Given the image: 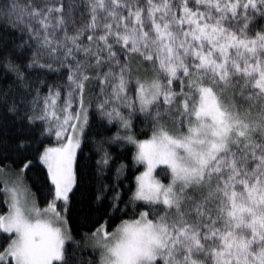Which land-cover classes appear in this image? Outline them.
<instances>
[{
  "label": "snow or ice",
  "instance_id": "obj_1",
  "mask_svg": "<svg viewBox=\"0 0 264 264\" xmlns=\"http://www.w3.org/2000/svg\"><path fill=\"white\" fill-rule=\"evenodd\" d=\"M0 194V264H264V0L0 2Z\"/></svg>",
  "mask_w": 264,
  "mask_h": 264
},
{
  "label": "trees",
  "instance_id": "obj_2",
  "mask_svg": "<svg viewBox=\"0 0 264 264\" xmlns=\"http://www.w3.org/2000/svg\"><path fill=\"white\" fill-rule=\"evenodd\" d=\"M0 2H3V0H0ZM139 128V126H138ZM139 138L143 139V138H146L144 136H140ZM115 151H119V149H115ZM134 151V150H133ZM86 154H90L89 150L86 149ZM121 161L128 164L129 167L127 169V172L129 174V178L128 180H125L124 181V184L126 186H132L134 187V179H135V175H138L139 174V171H142V166H134L132 164V151H128V152H124L122 153L121 155ZM159 171V170H158ZM40 178V174L39 173H33L32 174V178L28 179L27 182L32 190V192L35 194L36 198H37V201L38 203L40 204V206H44V203L41 199V194L39 191H37V188L39 187V184L36 183L34 184V179H39ZM85 185H87V182H88V176L87 174H85L83 177H82ZM92 191L93 189L92 188H89V187H85V190H83L82 192H78L76 194L77 196V199L76 201H74V211H75V208H78L79 207V204H80V201L83 200V201H87V199L91 196L92 194ZM0 199H2V194H0ZM80 224L82 225L83 224V218L80 217ZM70 226L74 228V232H73V235L74 237L79 240L80 237L83 235L84 232H87L88 231V228L86 227H82V226H79L77 225L76 223V220L73 219L72 221H70Z\"/></svg>",
  "mask_w": 264,
  "mask_h": 264
},
{
  "label": "rangeland",
  "instance_id": "obj_3",
  "mask_svg": "<svg viewBox=\"0 0 264 264\" xmlns=\"http://www.w3.org/2000/svg\"><path fill=\"white\" fill-rule=\"evenodd\" d=\"M142 170H143V168H142ZM27 184H28V182H27ZM29 185V184H28ZM31 192H32V190H31ZM33 193V192H32ZM37 199V198H36ZM38 202V201H37ZM41 207H43V206H41Z\"/></svg>",
  "mask_w": 264,
  "mask_h": 264
}]
</instances>
